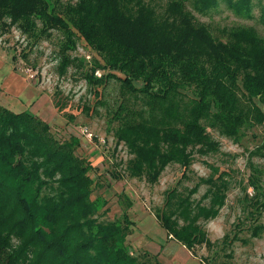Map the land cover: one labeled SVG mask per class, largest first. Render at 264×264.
Segmentation results:
<instances>
[{"label": "trees", "instance_id": "obj_1", "mask_svg": "<svg viewBox=\"0 0 264 264\" xmlns=\"http://www.w3.org/2000/svg\"><path fill=\"white\" fill-rule=\"evenodd\" d=\"M223 1L247 18L260 8L264 24V0H194L193 6L205 14ZM185 2L167 0L160 14L152 0H0V22L36 37L61 31L65 66L75 60L66 53L78 38L94 49L101 60L91 56L89 82L100 86L114 77L128 91L114 117L121 122L117 140L132 155L130 174L156 183L171 163L186 171L196 152L219 148L209 128L239 138L247 124L264 123L256 101L264 105V37L252 27L216 37ZM53 123L0 100V264H161L158 255L133 249L127 211L122 219H99L108 202L92 198L95 167L78 150L81 137L57 136ZM253 155L264 156V142ZM225 174L202 178L209 203L191 202L198 186L186 196L174 187L154 213L194 255L197 245L212 246L202 223L224 205ZM253 206L264 211V195ZM263 230L257 222L251 233Z\"/></svg>", "mask_w": 264, "mask_h": 264}, {"label": "rangeland", "instance_id": "obj_2", "mask_svg": "<svg viewBox=\"0 0 264 264\" xmlns=\"http://www.w3.org/2000/svg\"><path fill=\"white\" fill-rule=\"evenodd\" d=\"M185 1L196 21L206 24L216 37L226 39V32L238 27H252L264 37V24L259 21L260 8L254 7V18H247L236 14L223 1L218 8L203 14L194 8V0ZM152 2L160 14L165 11L167 0ZM51 31V36L36 37L23 32L17 25L6 27L0 22V73L7 75L6 68L11 65L27 79L35 80L44 97L51 101L43 110L46 118L43 113H38L47 121L53 116L48 107L58 102L55 107L57 120L51 121L52 128L57 136L68 138L75 134L81 137L78 150L95 167L91 170L95 179L92 198L101 197L100 205L102 198L108 202L98 212L99 219H122L125 211L132 218L127 197L136 203V211L146 208L153 213L158 212L164 206L167 190L174 187L186 196L198 186L191 202L207 204L211 200L207 191L209 185L202 178L217 177L225 172L224 205L216 217L202 223L212 246L197 245L195 254L204 264H264V230L257 237L251 233L254 224H264V211L256 213L253 206L264 195V156L253 155L264 142V123L247 124L239 138L229 137L217 127L209 128L213 140L219 142V148L206 155L196 152L192 165L186 171L181 164L171 163L156 183L133 177L128 168L132 155L127 145L117 140L115 132L121 122L114 117L128 91L114 77H109L100 86L89 82L86 74L91 64L88 62L94 57L101 59L82 38L77 39L75 49L67 51L66 54L75 60L65 66L63 33L58 29ZM81 53L86 56L87 63L85 57L78 56ZM1 96L3 98L5 94ZM132 101L137 107L138 99L133 96ZM256 101L264 109V105ZM138 106L143 108L140 104ZM86 129L93 135L91 140L84 133ZM122 191L126 199L120 196ZM133 249L140 251L136 245Z\"/></svg>", "mask_w": 264, "mask_h": 264}, {"label": "crops", "instance_id": "obj_3", "mask_svg": "<svg viewBox=\"0 0 264 264\" xmlns=\"http://www.w3.org/2000/svg\"><path fill=\"white\" fill-rule=\"evenodd\" d=\"M6 69L7 75L0 73L1 102L14 111L29 110L37 114L43 113L51 101L44 97L42 89L35 80L27 79L23 74L16 72L11 65ZM1 94H5L4 101ZM40 99L43 101L40 102ZM55 109V105L48 107L53 115L49 122L56 119L57 110L55 112ZM43 117L47 116L43 113ZM135 205L136 203L131 207V219L134 224L129 236L133 246L136 245L140 251L158 255L161 264H204L201 258L168 234L150 209L143 208L141 211H136Z\"/></svg>", "mask_w": 264, "mask_h": 264}, {"label": "built area", "instance_id": "obj_4", "mask_svg": "<svg viewBox=\"0 0 264 264\" xmlns=\"http://www.w3.org/2000/svg\"><path fill=\"white\" fill-rule=\"evenodd\" d=\"M96 74L98 75V76H101L102 75V72L100 71V70H97L96 71ZM84 133H85V135L91 140V138H92V133H90L89 131H87V129L86 130H84Z\"/></svg>", "mask_w": 264, "mask_h": 264}]
</instances>
